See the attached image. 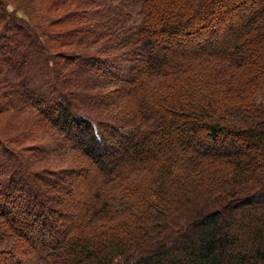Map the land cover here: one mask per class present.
<instances>
[{
	"label": "trees",
	"instance_id": "trees-1",
	"mask_svg": "<svg viewBox=\"0 0 264 264\" xmlns=\"http://www.w3.org/2000/svg\"><path fill=\"white\" fill-rule=\"evenodd\" d=\"M118 1L39 0L48 30L38 31L0 0V49L14 52L3 59L16 78L4 84L9 88L0 109L34 108L41 132L59 135L52 140L87 159L93 180L98 178L80 214L85 219L68 228L61 208L52 205L64 201L69 181L57 184L54 175L71 176L81 167L49 175L33 168L29 155L2 147L0 212L6 217L0 223L8 231L0 241L16 247L23 238V253L43 247L35 264H264V10L251 8L249 16L242 12L246 0H187L188 13L202 12L191 27L203 35L184 54L177 53L183 44L173 34L185 25V15L161 16L154 6L159 0ZM178 1L183 12L186 0H163ZM61 6L77 8L59 19L77 20L73 31L50 28L59 21L51 11ZM236 9L242 12L238 19L225 17ZM222 24L227 31L219 33ZM80 42H100L95 53L81 58L100 71L68 55L66 71L51 52ZM160 56L165 58L158 61ZM168 62L174 74L159 66ZM227 62L254 73L235 86L239 78L219 66ZM201 69L212 72L206 80L197 75ZM109 84L119 91L105 103L118 109L114 113L100 105L104 97L96 89ZM140 84L148 92L123 97ZM175 85L172 96L168 89ZM92 105L100 109L87 112ZM182 115L180 142L172 129ZM196 132L206 137L202 149L189 139ZM187 189H196L193 197ZM194 197L204 204L192 207ZM12 219L24 227L11 225ZM9 251H0V264L10 263ZM11 259L17 264L16 256Z\"/></svg>",
	"mask_w": 264,
	"mask_h": 264
},
{
	"label": "rangeland",
	"instance_id": "rangeland-1",
	"mask_svg": "<svg viewBox=\"0 0 264 264\" xmlns=\"http://www.w3.org/2000/svg\"><path fill=\"white\" fill-rule=\"evenodd\" d=\"M115 2L119 3L118 0H115ZM264 2V0H263ZM43 4H47L48 0H43L42 2ZM183 4V12H181L179 10L180 6H181V1H178L177 3L175 2H163V0H159L158 2H156L154 4L155 8V12L157 11V8L159 10L162 11V15L161 16H170L169 14H174V16L179 17L180 19H182L181 16L185 15L184 21L183 23H185L184 26H181V29L176 31V33H174L173 35L178 36L181 38L180 43H182L183 45H179V49L177 51V53H184V54H188L191 53L193 48L187 46L189 43H192L193 41H195L196 39H198L200 36L203 35L202 32H198L197 29H193L191 27L192 24L200 22V19H197V16H201L202 12H196L197 16L194 15L193 13L187 12V8L191 5H189L188 1H182ZM159 5V6H158ZM249 5V6H248ZM7 7L10 10H14L16 14L24 17L25 19H27L28 21H30L34 26L37 27L38 31H42L44 30H48V28L45 27L44 23H43V17H41L40 15L44 14V7H42L39 3V0H8L7 3ZM192 7V6H191ZM244 8H242V12L244 14H248L249 16L251 15L250 12H248V10L250 11L251 8L254 9H258L259 12L264 10V4H261L260 1L258 0H246V4L244 3ZM79 9V8H78ZM75 11L77 10V8H74L73 6H64V7H57V9L51 11V16L53 17H57V19L61 20V18H63V15L66 14L68 11ZM208 11V15H212L213 13H211L210 9H207ZM171 12V13H169ZM241 12V13H242ZM169 13V14H168ZM240 13V9H236L235 12H230L228 13V11L225 13L227 15H225V17H228V15L234 17L235 19L239 18ZM155 14V13H154ZM38 16V17H37ZM165 19V17L163 18ZM55 21L52 22V25L50 26V28L52 30H63V31H73L76 26H77V20L74 19H68L65 21ZM162 20V19H160ZM156 21V19H151V23L150 26L155 27L156 23L154 24V22ZM242 21V20H241ZM188 23V24H187ZM221 23V22H220ZM251 23V22H250ZM250 23L248 24L246 22V25H248V27L250 28ZM217 24H219V21L217 22ZM40 27V29L38 28V26ZM217 26V25H216ZM220 30L219 33H224L226 30V26L225 24L219 25ZM242 28H246V27H242ZM252 28V26H251ZM254 28V27H253ZM12 30V29H11ZM161 34H164V32H161ZM21 37V33L18 34ZM17 35V39L19 40V37ZM11 45L13 46V40L10 39L9 40ZM169 43H173L174 40H170L168 39ZM100 45L99 43H85V42H80V43H63L62 45H58L55 46L51 52L55 53L57 55L56 58H58V60L61 62V64L64 65V70L67 71L70 69V64L67 63V55L68 56H76L80 58V64L83 66H89L88 68H90L91 66V71L94 69L95 65H94V61L91 63H86V60L84 59V61H82L83 56L84 55H91L93 53H95L93 50L94 48H97ZM177 46L176 43L171 44L170 47L173 46ZM13 48V47H12ZM91 49V50H89ZM115 52V51H114ZM107 53V52H105ZM162 52L157 50L156 51V55L161 54ZM175 53V52H174ZM100 54V53H99ZM14 56V52L10 51V49H0V68H2V71L0 72V98L5 99L6 97V93L7 92L9 86L4 85L7 83H10V80H14L16 82V78L13 77L10 73H8L6 71V69L4 67L8 66L7 63L5 62V60L3 59V57L6 56ZM170 54H167V56ZM62 56V57H61ZM66 56V58H65ZM81 56V57H80ZM60 57V58H59ZM179 57V56H177ZM165 58V56H160L158 58V61H162ZM172 58L168 57L165 59V61H168ZM75 61V59H74ZM209 62L210 61H206L205 63L208 64L207 66H209ZM217 62H221L220 60H215L214 64ZM160 64L159 66H161V68L164 70L166 69L167 71L164 73H167L166 75H171L174 74V72H172L171 66L168 67L167 64ZM222 66L223 68H221L222 70L225 71H230V72H223L224 74H226L227 76H234L239 78L235 80L234 85L237 86H241L243 84L239 83L240 81H245V77H247L248 75H253L254 71L252 70L251 67H238V68H233V66H230L229 63H225L223 65H219ZM95 69H97L98 71H100L98 68L95 67ZM82 70V69H81ZM88 70V69H87ZM212 72L209 71H203V69H201L200 71L197 72V75L200 76L201 78H203L204 80L207 79V77L211 74ZM105 74L107 75V73L105 72ZM105 75V76H106ZM72 76V75H71ZM141 81H143L141 79ZM174 80H172L173 83ZM256 81L253 82H249L254 84ZM261 79L256 83H260ZM143 83V82H142ZM56 84V83H55ZM144 84V83H143ZM232 85V82L230 83ZM173 86V85H172ZM116 85H111L109 84L108 86H105L103 88L98 87L96 89H100V91L103 93V102H101L100 105H102V107H105L106 110L108 109H112V113L118 111V109H115L113 105H105V103H108L110 101L111 98H115V92L119 93V91H117V88H115ZM141 87L142 84L138 85L137 87H135V89L132 90L131 93L123 94L124 98H129V96L131 95L132 98L134 99L136 94H142L147 91H141ZM12 90H14L13 88H11ZM116 90V91H115ZM178 90V85H175L174 87H171V89L168 91H170L169 93H171L172 96H174ZM126 94V95H125ZM234 94H236V92H234ZM122 95V94H121ZM123 97H116L118 100H123ZM99 101H100V97H96ZM243 98L240 97V100H242ZM94 100V99H93ZM91 107H93L91 110H86L89 113H94V107H97L95 105H92ZM98 109H100L99 107H97ZM105 112V110H103ZM38 113L36 112V110L34 108H29V107H20L18 105L15 106H9L6 107V109L2 110L0 109V149L2 147L8 148L10 151H13L14 153H21L24 157L26 155H29L30 159H34V165L33 168L35 167L36 169H42V172L47 173V174H51L53 172H55V174L58 172V169L61 167H78L77 169H79L80 167V171L79 173L75 174V172L73 171L72 175L70 176L69 173L67 172H59L56 175V183L60 184V182L64 179H67L68 185H69V191L67 192V190L65 191V193H63L64 197V201H62L59 205H52V207L54 206L56 207H60L61 211L63 212L64 219L62 218V221L64 220V222H66L67 227L69 228H74V221L80 217L81 220L85 219V216L83 214V216H80V214L82 213V211L86 210V200H88L87 195L90 194L91 191V186H93L95 184V182L98 180V178L94 179V177H92V168H89V161L87 159H83L81 155H79L76 151H68L64 148V146H61L55 142V140H52L54 137H58L60 138L59 135H57L56 133H53V131H48V132H41L40 130V126H39V121H38V117H37ZM186 120V117L184 115L182 116H178L176 118V123L173 126L172 131L175 134H178V136H173L175 141H180L181 139H183V135L184 132L180 130L179 127H181V124L183 123V121ZM29 134V135H27ZM196 136H194L193 138L189 137V139L191 140V142L194 145H198V147H200L201 149L205 146V144L207 143L206 141V137L205 136H200L197 132L195 134ZM180 136H182L180 138ZM174 145V144H173ZM2 152H0L1 154ZM223 154V152H222ZM4 157V154H2ZM17 157V155H16ZM18 158V157H17ZM1 161V159H0ZM106 163V162H104ZM104 166V165H103ZM1 168V165H0ZM64 170V169H63ZM102 170V169H101ZM110 176L109 172L104 175V176ZM69 178V179H68ZM0 181H2V179H0ZM67 185V186H68ZM188 192H190V196H194L196 189H191V191L189 189H187ZM55 192H51V196L54 195ZM194 193V194H192ZM59 194V193H58ZM186 195L189 196V194L187 193ZM59 196V195H57ZM189 196V197H190ZM3 198L0 197V202ZM195 201H191V199L189 200V204L193 207L194 205L198 206V205H203L204 203L202 201H199L198 199H196L194 197ZM50 202H52V199L50 197ZM91 202L88 203V205ZM71 216H73V218H70ZM3 217H6L5 214L0 212V219H2ZM3 220V219H2ZM11 225H15V226H23L21 223L19 224V222L17 220H13L10 221ZM83 222V221H82ZM73 224V226H72ZM6 227V225H5ZM24 227V226H23ZM80 227V226H79ZM78 227V228H79ZM5 231H8L5 228L1 227V223H0V234L4 233ZM25 230H23L22 234L24 236L25 234ZM19 240V238H18ZM28 241V240H27ZM29 242V241H28ZM25 240L23 238L20 237V244H25ZM16 245V243H15ZM23 245L21 246H11V241H9L8 239L2 240L0 241V251H5L8 252V258L10 263L7 264H16V259L13 261V259H11L12 257L17 258V264L21 263V264H35V260H34V256L37 255L38 260L40 258V254L41 251H43V247H38L37 249L32 247L33 251H26L25 253L21 252L24 250V248L27 247H23ZM33 246V245H32ZM35 246V245H34ZM18 251V252H17ZM21 252L23 254L22 255H18V253ZM36 254V255H35ZM4 264V263H3Z\"/></svg>",
	"mask_w": 264,
	"mask_h": 264
}]
</instances>
